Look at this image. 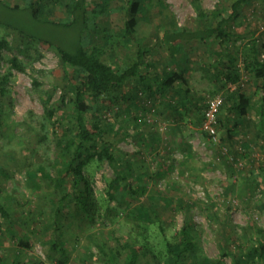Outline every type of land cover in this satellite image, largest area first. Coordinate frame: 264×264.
Wrapping results in <instances>:
<instances>
[{
	"label": "rangeland",
	"instance_id": "rangeland-1",
	"mask_svg": "<svg viewBox=\"0 0 264 264\" xmlns=\"http://www.w3.org/2000/svg\"><path fill=\"white\" fill-rule=\"evenodd\" d=\"M4 1L11 5H24L28 0ZM196 1L210 21H214L222 9L230 8L232 2L226 0L220 5L219 0ZM163 3L166 7L161 9L162 14L158 13L160 8L153 1L154 6L147 15L150 24L143 42L148 51L147 59L153 61L154 72H164L173 68L165 63L173 51L179 64L188 70L185 77L189 82L192 103L186 110L180 107L181 114L176 118L167 116L168 110L160 104L161 98H153L134 89L135 81L131 80L120 91L123 98L119 103L110 105L105 112L114 125V134H108L106 140L113 144L118 158L131 163L133 187L141 186L136 195L138 201L147 203L153 192L156 197L174 199L170 207L160 202L163 224L160 227L151 224L147 229L148 240L157 251L164 252V241H173L183 225L185 209L179 208L180 199L181 206L191 205V219L198 230L194 251L210 258H217L223 250L231 255L237 244L243 242L245 234L253 237L259 228L264 231V210L256 207L263 195V185L256 187L254 183V180L259 181L260 169H264V129L258 119V82L244 71V62L238 59L235 67L240 72L239 84L244 83L242 89L251 97L252 106L241 120L232 144L225 138L226 129L221 125L218 127V142H211L202 128V109L200 113L194 103L200 106L215 93H220L224 101L227 99L230 90L228 85H221L218 48L211 41L203 44L194 40L186 46L175 41L171 42L169 51L161 40L163 27L160 26L167 24L165 20L171 19L180 27L195 29L198 17L192 0H163ZM89 4L93 5L92 0ZM0 21H7V11L1 4ZM22 22L32 27L28 18ZM110 24L111 27H123L124 18L120 10L110 14ZM233 27L236 33H246V36L253 31L259 40L264 41V0H249ZM35 29L43 36L73 37L72 33L65 34L46 25ZM106 38L105 61L121 67L135 59L137 45ZM0 39H5L9 45V48L0 50V85L5 90L0 94V170L5 172L0 173V205L10 213L16 233L13 239L7 231V219L0 215V264H12L15 254L18 258L14 264H56L48 258L47 240L54 235L43 227L50 216L49 196L57 195L58 191L38 174L37 184L41 189L35 193L26 175V162L32 164V168L42 162L52 175L57 174L59 168L49 165L50 160L58 155L50 142L55 128L48 125V139L41 143L37 142L35 130L39 128L38 121L43 114L41 99L49 94L52 103L58 102L63 93L68 94L70 82L65 80L64 68L48 45L34 43L1 25ZM239 46L242 47L241 41L232 44L230 51ZM13 58L22 64L24 70L13 66ZM186 58L190 59V64ZM162 100L175 102L173 100L177 99L174 94H166ZM226 106L218 116L221 122L233 119ZM223 148L226 151L221 155ZM87 171L93 173L92 189L100 211L92 222L75 219L69 210L63 209L64 224L60 230L63 243L69 247L68 255L74 264H122L128 256L127 250L119 247L124 239H129L139 250L135 241L138 236L135 223L126 218L125 211L114 220L106 216V208L115 206V201H106V183L113 177V169L102 163L99 167L90 164ZM126 201L130 207L136 204L128 195ZM33 221L37 222L35 226ZM24 237L29 239V248L18 245ZM119 238L123 240L118 242ZM101 246L106 247V251L108 248L119 250L121 254L113 258L102 256L99 252ZM224 264H232L231 256L224 258Z\"/></svg>",
	"mask_w": 264,
	"mask_h": 264
},
{
	"label": "trees",
	"instance_id": "trees-1",
	"mask_svg": "<svg viewBox=\"0 0 264 264\" xmlns=\"http://www.w3.org/2000/svg\"><path fill=\"white\" fill-rule=\"evenodd\" d=\"M89 1L28 0L24 5H11L0 0L1 6L7 11V21H0V25L34 43H44L51 47L64 68L65 80L70 82L67 89L70 96L63 93L56 103L50 101L49 94L41 99L43 114L38 121L39 128L35 130L39 139L37 142L41 143L48 139L50 133L47 129L48 125H53L55 128L50 142L57 149L58 155L54 160H50L49 165L59 168L57 174L52 175L47 167L41 164L42 162L34 168L32 164L26 162L28 169L26 175L35 193L41 189L37 184L38 174L58 191L57 195L49 196L50 216L43 227L54 235L47 240L48 258L56 264H74L68 255L69 247L63 243L60 233L64 224L63 209L69 210V214L80 221H94L100 208L92 189L93 173H88L87 167L90 164H97L99 167L100 164L107 163L113 169L114 175L106 183V201H115V206L106 208V216L114 220L125 211L124 215L133 220L138 231L135 241L139 250L135 249L134 243L129 239H117L118 242L123 240L119 245L120 249L128 252L122 264H224L226 256H231L232 264H264V231L260 228L255 233L256 236L248 237L245 234L243 242L237 244L231 255L227 250H223L217 258H210L194 251L197 246L198 230L191 219V205L181 206L183 203L180 199L178 206L185 209V220L175 234L174 240L164 241V252L157 251L148 240L146 233L149 225L157 224L160 227L163 224V216L159 210L160 202L170 207L174 199L156 197L153 192L148 196L147 203L137 200L136 195L141 186L137 184L133 187L135 182L130 180L131 163L118 158L114 153L113 144L106 140L108 134H114L112 133L114 125L111 117H106L105 112L110 105L115 106L119 103L123 98L120 91L132 80L135 81L134 89L144 91L150 97L161 98L160 104L168 110L167 116L176 118L181 114L180 107L181 110H186L187 105L192 103L189 82L185 77L188 70L185 66H180L160 73L157 70L154 72L153 61L147 59L148 51L145 50L143 43L147 25L150 24V17L147 15L154 6L153 1L160 8L158 13L162 14L161 9L166 7L163 0H92L93 5H90ZM192 2L198 17V27L195 29L180 27L173 20L166 19L167 24L160 26L163 27L161 40L169 51H171V42L175 41H181L184 46L192 44L194 40L203 44L211 41L218 48L222 87L238 84L233 91H229L224 101L225 104L229 102L225 109L233 119L227 118L222 122L218 119L219 125L226 129L225 138L232 144L238 126L242 124L241 120L248 115L252 106L251 98L244 93L239 84L240 72L235 66L240 58L244 62V71L258 82L260 91L258 119L260 127L264 129V43L259 44L256 39H252L247 51H241L238 47L235 51H230V46L240 41L242 36L233 30V24L242 15L249 0H232L230 8L219 11L214 21H210L209 16L196 0ZM225 2L226 0H219L220 5ZM117 10L123 13V27H111L110 14ZM25 17L29 19L32 27H27L22 22ZM39 25H46L52 30H62L65 34L72 33L73 37L67 36L62 39L43 36L35 29ZM106 37L114 38L123 44L137 45L135 59L121 67L105 61L104 57L108 49ZM2 48H9L5 39H0V50ZM12 63L15 68L24 70L16 58L12 59ZM33 82L36 84L35 80ZM227 88L229 89V86ZM4 92V88L0 85V94ZM115 92L118 94L116 95ZM166 94L170 96L174 94L177 100L165 102L162 99H165ZM158 95L160 97H157ZM207 101L200 106L194 103L199 107L200 113L202 109L200 114L202 121ZM151 140L154 142L152 138ZM260 170L259 181L254 180V183L256 187L263 185V195L256 203V207L264 210V169ZM0 173L5 174L2 169ZM127 195L136 204L131 207L129 203L127 205ZM0 215L7 219V231L11 237L16 238L13 220L3 205H0ZM36 223L33 221L32 225L35 226ZM28 243V237H24L19 240L18 245L29 248ZM99 252L102 256L112 258L116 254H121L119 250L114 251L111 248L106 251V247L102 248V246ZM17 258L18 255L15 254L12 264L16 263Z\"/></svg>",
	"mask_w": 264,
	"mask_h": 264
},
{
	"label": "built area",
	"instance_id": "built-area-1",
	"mask_svg": "<svg viewBox=\"0 0 264 264\" xmlns=\"http://www.w3.org/2000/svg\"><path fill=\"white\" fill-rule=\"evenodd\" d=\"M223 104V96L220 93L214 94L209 97L203 112L202 128L208 139L213 143L218 142V116ZM225 151L223 148L221 153L224 154Z\"/></svg>",
	"mask_w": 264,
	"mask_h": 264
},
{
	"label": "crops",
	"instance_id": "crops-1",
	"mask_svg": "<svg viewBox=\"0 0 264 264\" xmlns=\"http://www.w3.org/2000/svg\"><path fill=\"white\" fill-rule=\"evenodd\" d=\"M237 34H240V35H242L241 36V45H242V47H238L239 48V50H241V51H247L248 50V48H249V43L251 42V40L252 39H256L257 40V43H259V44H261V43H264V41L262 40H259L258 38H257V35L256 34H254V32L252 31V32H250V33H248V36H246V33H237ZM239 42V41H238ZM205 50H207V49H205ZM204 50V52H206ZM236 49L234 48V51H235ZM214 51H215V48H214ZM216 52H218L219 53V50H216ZM171 54L173 55L172 57H171ZM171 54L170 55H168V57H167V59H166V61H165V63L167 64V65H170V66H173V68H170V69H175V68H178V67H180L181 65L179 64V59H178V57L177 58H175V54H173V51L171 52ZM209 57H210V55H208ZM215 56H217V55H215ZM174 58V59H173ZM211 58V57H210ZM219 58V57H218ZM186 61H188V60H190V59H188V58H186L185 59ZM211 60H212V58H211ZM218 61H219V59H218ZM177 63V64H176ZM202 62H200V64H201ZM220 63V62H219ZM176 65H178V66H176ZM241 82V81H240ZM236 85L237 84H229L228 86H229V90L230 91H233V89L236 87ZM241 85L243 86L244 85V83L242 82L241 83ZM244 90V93L248 96V97H250L248 94H247V92L245 91V89H243ZM251 98V97H250ZM228 103L229 102H226V105H228ZM225 104V103H224ZM221 110V109H220Z\"/></svg>",
	"mask_w": 264,
	"mask_h": 264
}]
</instances>
